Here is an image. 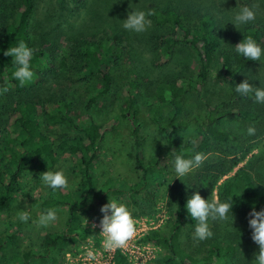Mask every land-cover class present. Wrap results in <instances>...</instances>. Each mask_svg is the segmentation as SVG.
I'll use <instances>...</instances> for the list:
<instances>
[{"label":"trees","instance_id":"obj_1","mask_svg":"<svg viewBox=\"0 0 264 264\" xmlns=\"http://www.w3.org/2000/svg\"><path fill=\"white\" fill-rule=\"evenodd\" d=\"M116 1L111 3L114 13L121 12L125 2ZM139 1L145 12L153 10L155 13L148 17L151 25L145 35L148 48L154 54L152 64H165L172 46L178 42L190 47L198 60L193 77L174 76L150 83L148 118L163 139L162 154L144 157L143 135L139 132V123L133 120L137 106H133L135 86L132 81L127 83V94L120 104V116L131 122L128 131L131 163L133 169L139 172L137 180L126 189L130 203L137 206L139 203L135 196L148 187L168 186L170 182L175 184L167 191L172 220L167 221L163 228L149 229L144 235V239L165 251L153 262L252 264L238 249V244L226 240L227 236L224 238L228 229L236 228V224L233 222L232 226L230 220L221 222L209 218L213 236L202 242L205 245L202 251L182 246L181 235L185 227L196 222L189 216L185 204L197 191L205 199H211L215 191L221 202L233 204V216L243 214L247 221L253 207L256 211L264 209V189L256 185L249 167L242 163L255 146L250 141L264 133V103H257L254 98L243 97L235 91V86L248 78H241L242 73L259 63L264 65V61L246 60L234 51V46L247 35H252L263 47V29L258 24L245 25L235 34L236 43L229 41L221 47L223 22L219 16L222 11L216 7L215 0ZM85 3L86 0L58 1L59 7L69 15L78 13ZM194 3L199 5L195 6ZM35 8L36 0H0V213L9 211L14 195L26 194V191L19 189L18 179L27 163L33 159L43 164H53L58 155L70 154L75 161L78 185L72 192L50 188L48 197L43 200L45 205L65 206L62 229L45 232L38 249L25 247L13 254L10 260L5 258L6 242L0 237V264H58L71 242L88 235V228L82 222L84 215L102 203L105 194L120 193L114 182L106 179L100 187L98 201L93 200L98 189L92 169L98 157L100 133L92 121L75 122L66 112L69 107L66 94L60 88L47 91L50 87L47 86L50 81L56 85L61 80H83L93 74L100 84L98 93H106L111 83L108 66L120 58V50L124 49L123 31L117 27H106L97 32L76 28L66 35L63 55L56 59L57 46L54 42L46 45L45 49L33 48L32 20ZM20 41L34 50L31 59L33 77L23 85L13 78V58L3 54L9 47L18 46ZM215 54L221 77L231 91L226 101L222 97L211 102L201 100ZM248 79L249 82L252 80ZM252 84L264 87V77L257 76V81ZM4 88L8 89L7 92L3 91ZM188 92L202 101L201 116H194L193 119L195 144L180 140L181 133L189 123L182 118ZM92 101L93 98H90L88 103ZM36 107L47 126L62 124L67 129L66 133L55 141L50 140L36 118ZM229 117L254 127L255 134L250 136L247 132L242 134L225 129L222 122ZM195 152L207 157L204 163L185 177L176 178L174 156L183 154L185 158H191ZM152 196L145 195L149 209L155 204ZM149 209L146 210L151 211ZM232 214L230 212L229 217ZM220 223L224 224L221 228ZM112 260L111 264H128L117 251Z\"/></svg>","mask_w":264,"mask_h":264},{"label":"rangeland","instance_id":"obj_2","mask_svg":"<svg viewBox=\"0 0 264 264\" xmlns=\"http://www.w3.org/2000/svg\"><path fill=\"white\" fill-rule=\"evenodd\" d=\"M58 1L36 0L32 20L33 48L42 47L45 49L46 45L54 42L57 46L55 54L56 59H58L63 55V48L67 44L66 35L72 33L76 28L78 30L85 28L90 29V32H97L102 28L117 27L123 31L125 37L123 40L124 49L121 48L120 50V58L117 61H112L108 66L111 73V83L106 93H98L100 84L93 74L89 75L88 78H83V80L59 81L58 79L56 81H59V84L56 85L50 81L47 86H50L47 91H57L60 88L66 94L69 103L66 112L75 122L86 123L92 121L97 126L98 133H100L97 142L98 157L92 169L96 189L99 190H97L93 200L98 201L100 187L104 185L106 179L114 182L115 187L120 190L118 194H111L110 192L105 194L104 201L84 215L82 222L88 228V235L82 240L71 242L58 264H86L83 258L86 247L94 248L98 257L97 260L99 262L103 261L105 250L102 247V237L99 235L101 229L97 227L93 231L91 224L93 222L99 224L100 219L103 217L100 208L108 203V196L110 199H117L125 203L136 220L138 234L130 242V245L137 247V251L140 252L138 264H154V259L160 257L165 251L144 239V235L149 229L163 228L167 221L172 220L173 216L171 214L173 213L168 204L167 191L169 187L174 188L175 184L169 181L168 186L148 187L135 196L139 203L137 206L130 203L126 189L137 180L139 172L133 169L131 163V141L128 136L131 122L120 116V104L122 97L127 94V83L132 81L135 86L133 88V106H137L133 120L139 123V132L143 135L144 157L148 158L162 154L164 150L163 139L148 118L147 104L150 102V94L148 93L150 83L174 76L193 77L198 67V60L190 47L178 42L172 46L165 64L160 66L152 64L154 54L149 50L145 37L149 27L142 33L128 31L122 27L123 20L127 19L129 11L133 9L143 10V5L139 0L123 1L124 5L121 12L118 13L113 12L111 5V3H117L116 0H86L85 6H82L79 12L74 15H69L63 11L58 5ZM241 1L215 0L216 7L222 11V15L219 16L223 22H221L222 31L220 34L221 47H224L229 41L236 43L235 34L241 27L245 26L243 25L237 29L231 23L240 6L252 7L257 5L253 8L256 18L247 25L258 24L264 32V0ZM193 5L199 4L194 3ZM262 48H264V44ZM260 61H264V56L261 57ZM59 63L62 64L61 61ZM257 76L264 77V65L261 63L243 72L241 78H252L250 83H254V81H257ZM207 82L201 94V100L211 102L222 97L226 101L231 91L221 77L217 54L213 56ZM90 98H93V101L88 103ZM201 100H197L191 92L186 94L182 118L189 123L186 130L180 135L181 141H183V136L189 127L194 129V116H201ZM36 108V118L50 140L55 141L66 133L67 129L62 124L47 126L43 121L39 108ZM1 109L0 107V112ZM222 126L231 132L242 134L247 132L248 127V125L243 124L234 117L226 118L222 122ZM250 143L255 146L242 163L249 167L256 185L264 189V133L251 140ZM47 170H62L68 178L69 188L66 190L72 192L77 188L78 176L75 161L70 154L58 155L57 161L53 164H43L42 161L36 159L27 163L18 179L19 189L23 192L26 191V194L17 193L14 195L9 211L0 213V237L6 242L4 255L7 260H10L13 254H17L19 250L25 247L38 249L41 237L45 232H58L62 229L65 206L43 204V200L48 197L50 188L42 183L40 174ZM145 195H153L152 201L155 204L152 209H149ZM212 195L216 197L215 191ZM47 209L56 210L58 219L47 228L40 227L36 223L38 215ZM19 211L29 212L30 218L27 222L18 219ZM86 220L88 224H86ZM196 223L182 230L181 244L187 249L202 251L205 247V245H202L203 241L194 239ZM234 223L236 228L228 229V232L224 234V238L227 236L226 240L238 244V249L245 255V259L250 260L252 263L255 259L253 254L258 252V245L251 239L252 230L249 227L247 218L243 214L235 215ZM223 225V223H220L219 227L221 228ZM199 243L201 244L197 245ZM147 250L150 251L149 258L142 259ZM41 264L50 263L43 262ZM93 264H97V261Z\"/></svg>","mask_w":264,"mask_h":264},{"label":"clouds","instance_id":"obj_3","mask_svg":"<svg viewBox=\"0 0 264 264\" xmlns=\"http://www.w3.org/2000/svg\"><path fill=\"white\" fill-rule=\"evenodd\" d=\"M257 5L240 6L234 14L232 24L239 29L243 25H247L254 21L256 16L253 8ZM153 10L147 12L139 9H133L128 12L127 19L123 20L122 27L125 30L142 33L151 25L148 17L154 15ZM234 51L243 56L246 60L260 61L264 56V48L257 43L252 35L244 36L243 40L234 46ZM34 50L30 48L24 41H20L18 46L9 47L4 51L5 56L13 58L12 64L15 66L13 78L18 80L21 85L30 81L33 77L31 71V59ZM7 88L3 91L7 92ZM235 91L243 97H252L257 103H264V87L255 86L246 78L241 83L235 86ZM254 127L247 128L248 135L255 134ZM194 129L189 127L183 136V141H188L195 144ZM207 157L200 152H195L191 158H185L183 154L174 156L173 167L176 178L185 177L186 175L199 168ZM42 183L53 190L68 189V178L62 170L51 171L47 170L40 174ZM99 190V189H98ZM233 204L230 202H221L217 197L212 196L211 199H205L199 191L193 193L186 201L185 207L192 220L196 221L194 230V239L204 241L213 236L210 230L208 220L228 222L230 220L229 213L232 214ZM103 213L99 224L93 222L91 228L94 231L97 227L101 229L99 235L102 237V247L107 252L116 250H126L138 234L136 220L133 217L132 211L125 203L117 199H110L108 203L100 208ZM248 224L252 230L251 239L258 245V252L254 253L255 259L252 264H264V209L256 211L253 209L248 214ZM30 218L28 211H19L18 219L22 222H27ZM57 217V211L47 209L38 215L36 223L40 227L47 228L53 224ZM234 216H231V224L233 226ZM86 224L88 221L86 220ZM84 260L86 264H93L97 261V253L94 248L86 247L84 249Z\"/></svg>","mask_w":264,"mask_h":264},{"label":"built area","instance_id":"obj_4","mask_svg":"<svg viewBox=\"0 0 264 264\" xmlns=\"http://www.w3.org/2000/svg\"><path fill=\"white\" fill-rule=\"evenodd\" d=\"M136 248L137 247H133V245H129V248L126 250H116V251L119 252L120 254H122L126 258L128 263L138 264L140 252H138ZM116 251H114V252L105 251V254H103L104 255V257L102 259L103 261L99 262L97 260V264H111L113 262V260H112L113 255ZM149 253H150L149 250L145 251V255H143L142 259L149 258Z\"/></svg>","mask_w":264,"mask_h":264}]
</instances>
